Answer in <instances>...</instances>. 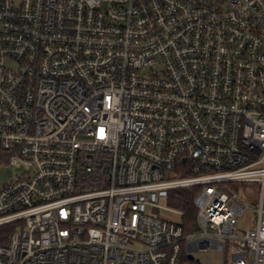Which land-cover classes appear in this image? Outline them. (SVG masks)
Wrapping results in <instances>:
<instances>
[{"label": "built area", "instance_id": "1", "mask_svg": "<svg viewBox=\"0 0 264 264\" xmlns=\"http://www.w3.org/2000/svg\"><path fill=\"white\" fill-rule=\"evenodd\" d=\"M7 167L0 264H264V0H0Z\"/></svg>", "mask_w": 264, "mask_h": 264}, {"label": "rangeland", "instance_id": "2", "mask_svg": "<svg viewBox=\"0 0 264 264\" xmlns=\"http://www.w3.org/2000/svg\"><path fill=\"white\" fill-rule=\"evenodd\" d=\"M20 174V171L16 167H7L2 168L0 171V179L2 183L11 182L16 178L17 175ZM247 198V202L251 204V207H255L257 205V195L258 190L260 189V185L258 184H251L250 186L239 185L238 186ZM167 214V213H166ZM165 212L162 213V216H166ZM248 216H252V213H247L246 219ZM174 221H178V217L172 216ZM196 258L200 260L201 264H225L226 258L224 255L217 251H207V252H200L196 254Z\"/></svg>", "mask_w": 264, "mask_h": 264}, {"label": "trees", "instance_id": "3", "mask_svg": "<svg viewBox=\"0 0 264 264\" xmlns=\"http://www.w3.org/2000/svg\"><path fill=\"white\" fill-rule=\"evenodd\" d=\"M177 193V202H173V204L179 208L182 209L186 212V215L184 217V223L185 227H187V231H190V229H188V225L191 223L195 225V221H196V209L194 206V194L191 192H186V191H180V192H176ZM187 224V225H186ZM5 231V230H3ZM2 230H0V232L3 233ZM2 241H0L1 243Z\"/></svg>", "mask_w": 264, "mask_h": 264}]
</instances>
